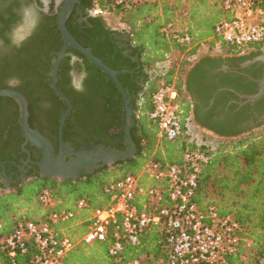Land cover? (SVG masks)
I'll return each instance as SVG.
<instances>
[{"label": "trees", "instance_id": "1", "mask_svg": "<svg viewBox=\"0 0 264 264\" xmlns=\"http://www.w3.org/2000/svg\"><path fill=\"white\" fill-rule=\"evenodd\" d=\"M29 1L0 0L1 88L6 87L4 84L6 80L14 78L19 80V87L27 92V84L30 86V80L38 76L37 72L42 69L50 70V65L46 64L44 57L48 59L53 51L57 53L62 44L51 4L48 14L38 11L37 24L28 42L24 41L20 47L12 45L10 38L4 33L5 18L7 13L13 12L15 8H20ZM77 1L66 20V28L77 42L89 48L92 54L109 68L118 71L123 67V63H119L123 58L122 49H117L115 45L116 41H119L116 39L117 36H126L125 44L132 49V54L137 53L141 59L140 70L143 74L144 68L147 71L152 67L164 69L167 66L168 68L166 67L160 76L154 77L146 90H142L141 87L133 88L136 94L141 93V97L133 102L136 114L135 125L131 129L137 153L135 158L114 166L120 171L119 176L109 178L110 170L105 167L87 176L85 180L42 179L19 189L16 193L1 196L0 219L5 224L4 232L10 229L16 207L21 205L27 208L42 189L52 191L53 199L56 201L53 210L71 208L81 197L88 199L91 208L102 207L107 202L103 187L125 175L137 174L145 161L152 156L151 152L158 133L157 124L149 119V113L153 109L152 96L159 87L169 86L176 75L177 96L181 93L186 96V99L179 102L181 107L177 106L183 128L185 129L188 120L191 122L190 117L194 114L200 126L219 136L237 137V142L231 151L226 150L225 145L219 148L218 146L204 148L207 150L209 160L199 176L196 200L201 205L214 206L221 216L231 215L243 228V238L250 242L247 248L249 260L243 264H262L264 260V128L256 133L254 129H258L260 123L255 127H233L252 117V113H249V104L240 107L235 103L239 98L237 94L253 95L257 92V84L254 81H247L244 75L233 70L248 74L253 79L259 78V72L251 71L254 65L242 68L239 66L256 57L258 52L239 55L238 51L213 38L214 25L223 16L220 8L223 0H156L141 3L125 11L113 8L112 0ZM38 5L41 6L40 3ZM259 6L264 12V0H260ZM78 8L83 15L94 8L103 9L108 16L119 17V23L124 29L116 32L109 29L105 26L103 17L88 19L89 22L96 23L98 29L87 28L85 23L79 25L76 16L74 18ZM178 21L181 24L177 25ZM186 37L189 38L188 42L184 41ZM119 42L123 44V41ZM218 43L219 47L224 48L230 56H211L209 53H203L204 45H207V51L210 52ZM173 52L185 55L184 61L177 70L171 63ZM217 52L221 51L217 50ZM67 53L76 57L73 65L68 67L69 72L88 73L87 86L102 101L100 104L102 110L111 113L110 123L118 119L121 113V97L112 81L72 48H68ZM38 61L41 62V66L35 67L34 62ZM222 66H227L225 72L221 70ZM62 71L67 69L64 70L63 67L59 69L58 76L61 79L57 81V88L66 97H71L64 90ZM124 76L117 75L122 87L126 86ZM38 77L41 79L37 84L48 88V82L41 76ZM144 77L147 79L146 74ZM159 80H163V83L156 88ZM72 102L76 107L73 99ZM174 104L176 105V100ZM62 107L65 108L63 104ZM81 111L83 114H90L92 108L90 106L89 110L81 109ZM108 127H105V136L110 139L106 132ZM244 134L245 137L239 139ZM186 146L184 141L174 143L163 141L165 156L156 154L153 158L155 160L164 158L168 163H177ZM188 146L193 148L194 145ZM141 254L153 255L155 258L159 256L160 249L154 231L141 237L136 247L125 245L117 259L109 256L107 243L81 244L67 254L63 264H129ZM17 261L23 262L20 257H17Z\"/></svg>", "mask_w": 264, "mask_h": 264}, {"label": "built area", "instance_id": "2", "mask_svg": "<svg viewBox=\"0 0 264 264\" xmlns=\"http://www.w3.org/2000/svg\"><path fill=\"white\" fill-rule=\"evenodd\" d=\"M153 1L112 0L111 5L125 11ZM259 5L260 0H223V16L214 25L213 38L239 55L264 47V12ZM90 12L108 16L100 8ZM176 95L170 85L159 87L149 119L158 126V141L187 145L179 162L155 160L152 155L137 174L107 183V202L99 208H91L81 197L71 208L53 210L52 191L42 189L35 198L43 209L39 216L13 217L8 232L0 219V264H63L77 246L94 243H107L109 256L117 259L125 245L138 246L152 231L160 249L153 264H243L249 246L243 228L231 215L221 216L214 206L196 200L199 176L209 160L204 148L213 145L192 136L193 122L188 120L183 128Z\"/></svg>", "mask_w": 264, "mask_h": 264}, {"label": "flooded vegetation", "instance_id": "3", "mask_svg": "<svg viewBox=\"0 0 264 264\" xmlns=\"http://www.w3.org/2000/svg\"><path fill=\"white\" fill-rule=\"evenodd\" d=\"M22 1L24 2L28 0ZM47 1L48 3L45 5L43 0H30L27 4L24 3V5H22L20 8H15L13 12L7 13L5 18L6 25L4 24L3 28H6L4 33L10 38L12 45L20 47L24 41L28 42V39L32 35V32L37 24L38 11L48 14L52 4L53 16L56 15L57 17V12L60 9L61 3H57V0H53V2L51 0ZM38 3H40L41 6H39ZM75 16L79 25L85 23L87 28H99L96 23L93 24L88 21V19H94L97 17L93 16L89 10L86 12V15H83L78 8L75 12L74 18ZM103 22L109 29L115 32L117 31L110 28L104 19ZM25 24H28L27 32L23 36H20L19 33L24 31ZM116 39L123 41V44H121L119 41H116L115 43L117 49H122L121 53L123 56V58H121L119 61L120 64L123 63V67L117 71V75H125L123 80L126 83V86L123 88L126 90L127 96L130 99V105L134 109L133 102L141 97V93L136 94V91L133 88L141 87L142 90H146L149 83L152 81L153 76L146 70V68H144L143 72L147 75V79L144 77V74L140 70L141 59H139L137 53L132 54V49L127 44H125L124 41L126 40V36H117ZM1 44L2 41H0V45ZM256 51L258 52L256 57L241 63L239 66L242 68L245 66L254 65L251 71L259 72V78L253 79L248 74H244L236 70H233V72L244 75L247 81H254L257 84L258 91L262 83H264V47H262L260 50H254L245 55H250ZM57 53L53 51L48 59L44 57L46 64L50 65V70L42 69L41 71L37 72L39 73L38 76H41L44 78V81L48 82V88L40 86L41 84H37V82L41 79L38 76H36V78L33 77V79L30 80V86L27 84V92L23 88L19 87L20 82L17 79L10 78L4 82L6 86L5 88L20 90L27 97L29 102V127L40 132V134H42L50 142L54 148L55 155H58L59 148V121L61 116L67 110L66 103L55 95L50 85L53 62ZM75 61L76 57L71 53L66 52V55L61 60L57 71L56 86L57 81L61 79L58 76L59 69H61V67H63L64 70L67 69V71H62V83L64 90L68 92L71 97H66L58 88L57 89L70 101L72 105V110L65 118V121L62 125V142L66 145H69L74 150H77L90 142H93L97 145H102L104 147L124 150L126 147L123 144V141L125 140V134L121 130L122 100L119 118L110 123L112 120L111 113L102 110V106H100L102 101L100 98L95 96L87 86L88 73L82 72L75 74L73 71L69 72V65L72 66ZM34 66L40 67L41 62H34ZM222 67H225V69H222ZM222 67L221 70L225 72L227 66ZM25 82L27 83V80H25ZM240 95L250 96L248 94ZM71 98L74 100L77 108L74 106ZM61 103L65 106L64 109ZM235 103L240 107L245 104H249V113H252V117L246 122L234 125L233 127H255L257 123L261 124L258 129L264 127V94L259 100L253 103H249L245 98L240 97L237 101H235ZM90 106L92 108V112L90 114H83L81 109H84V111L86 109L89 110ZM18 119L19 109L17 103L11 98L0 97V197L11 193H16L19 189H22L27 185H31L38 180L55 179L51 176H42V173L44 172L39 166V162L42 159V151L29 139H26L23 136ZM214 119L216 120V118ZM218 120H220V118ZM192 121L193 125L197 127L198 130H201L205 133H210L214 137L222 139L237 138L219 136L211 130L200 126L194 114H192ZM107 126L109 127L106 129V132L107 135L111 137L110 139H107L105 136V127ZM254 130H257V128ZM114 136L115 138H112ZM120 146L123 148L121 149ZM70 158L71 156L69 155L65 156L67 161L70 160ZM96 171L98 170H95L94 173ZM87 176L89 175H84L81 173L77 180H85Z\"/></svg>", "mask_w": 264, "mask_h": 264}, {"label": "water", "instance_id": "4", "mask_svg": "<svg viewBox=\"0 0 264 264\" xmlns=\"http://www.w3.org/2000/svg\"><path fill=\"white\" fill-rule=\"evenodd\" d=\"M45 5L48 1L43 0ZM61 3L60 9L57 12L56 23L59 35L61 37L62 45L58 53L55 55L53 62L50 85L55 95L67 105L66 112L61 116L59 121V148L58 155H55L54 148L50 142L37 130H33L28 124V100L27 97L20 91L11 88H0V97H7L13 99L19 109L18 123L22 130V134L26 139H29L35 146L42 151V159L39 162L41 170L44 172L42 176H51L57 180H72L75 181L84 175L93 174L95 170L102 168H112L115 164L126 162L133 158L137 153L136 146L131 139L130 129L135 125L136 111L130 105V99L127 96L126 90L122 87L117 79V71L112 70L105 65L101 59L92 54L89 48L82 46L70 34L66 28V20L72 12L77 0H57ZM72 48L80 55H82L89 63L96 67L101 73L105 74L115 85L122 100V131L125 134L123 144L126 146L124 150L104 147L93 142L87 143L85 146L74 150L69 145L62 142V125L65 118L72 110L70 101L57 89V71L59 64L66 55L67 49ZM225 69V67H222ZM264 94V83H262L259 90L250 96H243L237 94L240 98H245L247 102L253 103L259 100ZM212 102V100H211ZM71 156L70 160H66L65 156Z\"/></svg>", "mask_w": 264, "mask_h": 264}, {"label": "rangeland", "instance_id": "5", "mask_svg": "<svg viewBox=\"0 0 264 264\" xmlns=\"http://www.w3.org/2000/svg\"><path fill=\"white\" fill-rule=\"evenodd\" d=\"M104 20L107 23V25L112 29H115L117 31H121L124 29L123 25L119 23V17L107 16V17H104ZM176 24L179 25V24H181V22L178 21ZM27 27H28V24H25L24 31L19 33L20 36H23L24 34H26ZM206 52L207 51H204L203 53H206ZM213 53H215V51ZM215 54L221 55L222 57L226 56V55H224V54H226L225 52H220V53L216 52ZM184 56H185L184 54H178V53L173 52V55L171 56V63L173 64L175 70H177L180 67V63L182 61H184V59H185ZM166 67L167 66H165L164 69ZM164 69H162V68L158 69V68L152 67V68L148 69V72L154 78V77H157L158 75L160 76L161 74H163ZM156 72H158V73L156 74ZM177 78L178 77H176V75H175L172 79V83L170 84V86H172L175 91H176V86H177ZM161 83H163V80H159L157 82L156 88ZM183 99H186V96L183 93H181L179 96L176 95V106L181 107V103H179V102L183 101ZM188 118H189V116H188ZM263 128L255 130L256 133L259 132V130L262 131ZM245 135L246 134L241 135L239 137V139L242 137H245ZM192 136H194L195 139H198V138L201 139L203 142L212 143V145H213L212 147L218 146V148H219L222 145H225L224 147L228 151H231L234 144L237 142V139H222V138L214 137L210 133H205L201 130H198L195 126H193V128H192ZM156 154H160L162 156H165V151L163 148V142L158 141V139L155 141L153 151L151 152V155H153V156ZM109 170H110V174H111L109 176V178H114L115 176H119V174H120V171L117 169V167L113 166L112 168H109ZM42 210H43L42 207H40L36 203V201L34 200L31 204L28 205L27 208L22 207L21 205L17 206L16 207V214L14 215V217L28 216L30 218H35V217L39 216V214L42 212ZM249 244H250V242H249ZM248 251H249L248 249L245 250V252H246L245 261H244L245 263H247L249 260V252ZM154 261H155V257L153 255L146 256L145 254H141L136 260L131 261L129 264H153Z\"/></svg>", "mask_w": 264, "mask_h": 264}, {"label": "crops", "instance_id": "6", "mask_svg": "<svg viewBox=\"0 0 264 264\" xmlns=\"http://www.w3.org/2000/svg\"><path fill=\"white\" fill-rule=\"evenodd\" d=\"M203 50H204V51H207V45H204ZM217 50H219V51H221V52H225V51H224V48L222 49V48L219 47V45L217 44V46L214 47L213 51H211V50H210V52L207 51L205 54H208V53H209L211 56H218L217 54H215V53L217 52ZM214 51H215V53H213ZM219 53H220V52H219ZM225 53H226V52H225ZM224 55H226V56H230V55H228L227 53L224 54ZM226 56H225V57H226ZM157 73H158V72H156V74H157ZM191 118H192V115H191L190 119H191ZM191 122H193L192 119H191ZM262 264H264V260H263Z\"/></svg>", "mask_w": 264, "mask_h": 264}, {"label": "clouds", "instance_id": "7", "mask_svg": "<svg viewBox=\"0 0 264 264\" xmlns=\"http://www.w3.org/2000/svg\"><path fill=\"white\" fill-rule=\"evenodd\" d=\"M79 90V89H78Z\"/></svg>", "mask_w": 264, "mask_h": 264}]
</instances>
